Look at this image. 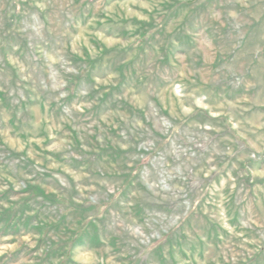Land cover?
Masks as SVG:
<instances>
[{
	"label": "rangeland",
	"instance_id": "1",
	"mask_svg": "<svg viewBox=\"0 0 264 264\" xmlns=\"http://www.w3.org/2000/svg\"><path fill=\"white\" fill-rule=\"evenodd\" d=\"M0 264H264V0H0Z\"/></svg>",
	"mask_w": 264,
	"mask_h": 264
}]
</instances>
